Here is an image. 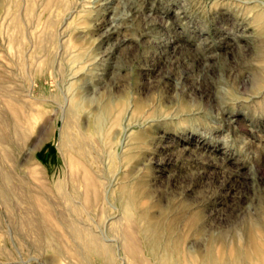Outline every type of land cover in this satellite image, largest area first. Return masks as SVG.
I'll use <instances>...</instances> for the list:
<instances>
[{"label": "rangeland", "instance_id": "1", "mask_svg": "<svg viewBox=\"0 0 264 264\" xmlns=\"http://www.w3.org/2000/svg\"><path fill=\"white\" fill-rule=\"evenodd\" d=\"M79 3L68 29L64 12L48 11L39 0L0 6V264H101L84 252L72 220L121 242L124 222L115 213V199L126 168L117 159L131 132L129 115L123 134H113L120 146L102 145L100 134V107L117 102L119 93L131 100L153 96L171 106L181 101L190 109L186 121L156 131L151 145L156 154L133 170L151 166V203L167 206L172 199L178 206H197L200 232L183 242L191 264L207 257L211 243L243 245L251 218L264 222V89L254 90L250 70L264 66V0ZM65 29L66 50L58 47L60 37L56 43L52 39ZM120 42L124 46L117 50ZM55 53L62 68L51 75L47 63L37 64ZM76 100L84 108L68 112ZM12 106H19L20 118L10 112ZM90 127L93 134L87 137ZM80 145L109 185L107 214L99 208L80 211L67 195L66 161ZM160 160L170 164L158 167ZM215 255L228 262L235 258L231 248ZM112 257L113 264L129 262L118 249ZM147 259L166 261L160 251ZM177 261L178 256L172 258Z\"/></svg>", "mask_w": 264, "mask_h": 264}, {"label": "bare ground", "instance_id": "2", "mask_svg": "<svg viewBox=\"0 0 264 264\" xmlns=\"http://www.w3.org/2000/svg\"><path fill=\"white\" fill-rule=\"evenodd\" d=\"M39 1L48 11H54L57 13L63 11V26L65 27V25H67L66 29H68L70 23H68L67 20L71 15L74 14L76 8H79V2L81 0L77 1L76 3H73L72 0ZM9 2L10 0H0V6L8 5ZM82 6L84 5L82 4ZM5 19L6 18H4V20ZM66 29L60 31L61 33H59L58 35L56 34L52 36V39L55 43L60 37L62 43L58 47H62V49H64L65 47V50L66 48H69V45L66 43L67 41H62V39H65L68 36H66ZM114 33L115 32H111L109 36L113 35ZM123 46V42H120L117 50ZM36 48L39 52H43L45 50L43 46L37 47L36 45ZM11 50V52H14L12 48ZM26 51L27 47L22 45V59L27 57L25 55ZM15 53L16 52H14V54ZM43 57L42 60H38L39 65L37 64V66L40 67L42 62L47 63L51 75L61 71L62 65H59L57 63L58 53H55L53 57H48L47 55L45 59ZM128 58L129 60L133 61L138 58V56H129ZM250 70L253 72V81L255 83L254 90L263 92L264 66L261 69ZM240 83L242 86L246 85L245 80H242V82ZM124 95L125 94L123 93H119L117 102H104L100 107V115L101 119L103 120L102 124H104L100 130V134H102V145H107L108 141V143L113 145V148L114 142L116 143V147H118L117 145H119L121 142L119 140V137L115 141L116 138L113 136V134L120 132V134L122 135L126 127H130L128 132L131 131L127 137V144L125 146L126 149L123 154L117 159L119 166L122 165L126 168L124 175H122L121 177L122 183L118 187V193L115 199L118 204L117 210L115 211L114 209L115 213H119V221L124 222H122L123 226L121 227L120 232L121 242L115 238L114 240L107 239L106 235H104V233L100 231L106 237V239L102 238L101 235L98 234V230L96 231L93 225H91L90 223L82 224L83 226L77 227L72 220L71 228L75 232V234H77L79 238L82 239L83 243L81 245L84 252H87L88 255H90L93 259L98 260L101 264H113L114 259L112 255L117 249L123 251L125 255L128 256V264H153L150 260L147 259V254L153 255L159 251L165 255L166 261L164 264H173L172 258L175 256H178L177 264H191V258L185 252L183 242L186 238L197 235L200 232L199 224L202 218L201 215L197 212V206H195L194 203L187 204L186 206H178L175 205V202L172 199L169 200L167 206L160 205L157 202L151 203V179L149 172L151 166L145 165L144 169H139L137 167L139 170H133V167L139 165V162L144 158H147L148 155L156 154V151L154 152L151 148L153 140L157 138L156 131L160 128H164L174 124L175 120L177 119H179L181 122L186 121V116L189 114L188 112L190 111V109L186 103L181 101L178 104H172L171 106L164 101L157 100L153 96H149V98L147 99L135 98L131 100L130 97H125ZM56 99L60 107L64 106L61 105L62 102L59 99V96H57ZM233 100L235 101V99ZM7 107L11 109L10 104H8ZM18 107L12 106L13 111L10 112H13L15 115H17L18 118H20V110ZM82 107L84 108L82 103H80L79 100H76L74 102V105H69L67 107V110L70 113H76V111L80 110ZM14 114H12L13 117L15 116ZM126 115H129V122L128 125H126V127L124 128L123 126ZM59 118L60 117L57 116L56 121ZM234 121L235 120H233V122ZM16 122H18V120ZM143 124H148L149 126H141ZM135 125H138V128H136ZM92 129L93 127L87 129V137L92 136ZM98 144L100 143L98 142ZM155 163L158 164V167H167V165L170 164L168 160H160L159 162ZM65 167L67 168V195L69 197V200L73 204L75 203V208H78L80 211L84 212L93 208H99L104 213H108V210H112L111 206H109L107 202V189L109 185L106 186L107 183L105 184L103 182L102 179L104 176L102 177L99 173L96 172L94 164L89 160L88 152L85 151L81 145L78 149L73 148L70 150ZM160 171L162 172L163 170H159V172ZM201 196L206 197L207 195L202 194ZM207 198L208 196L206 197V199ZM70 216L72 217L73 215L71 214ZM107 217H109V215ZM254 220H252L251 218V222H249L250 224H248L246 228V232L244 233V235L246 236V238L244 239L246 240L244 241L243 245H240L238 242L233 241V243L231 242V245L223 244L221 246L215 247L214 243H211L209 246H207V257L198 264H245L247 260H252L251 264H264V222L258 224L259 222L257 221V223L255 222L256 220ZM106 221L108 222V220ZM242 231L244 230L242 229ZM140 236L141 238H145L146 241L142 242L140 240ZM161 238L164 239L165 243L162 246L161 244L159 245ZM109 241H116V243L110 244ZM229 248H231L235 254V258L232 262L223 261L222 259L217 258V254L215 255L217 250L218 252H223L224 250L227 251ZM78 254L81 255V253Z\"/></svg>", "mask_w": 264, "mask_h": 264}, {"label": "clouds", "instance_id": "3", "mask_svg": "<svg viewBox=\"0 0 264 264\" xmlns=\"http://www.w3.org/2000/svg\"><path fill=\"white\" fill-rule=\"evenodd\" d=\"M261 23L264 24V14L261 15Z\"/></svg>", "mask_w": 264, "mask_h": 264}]
</instances>
